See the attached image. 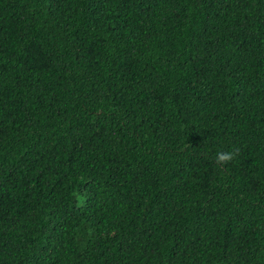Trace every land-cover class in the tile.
Listing matches in <instances>:
<instances>
[{"label": "trees", "instance_id": "16d2710c", "mask_svg": "<svg viewBox=\"0 0 264 264\" xmlns=\"http://www.w3.org/2000/svg\"><path fill=\"white\" fill-rule=\"evenodd\" d=\"M0 264H264V0H0Z\"/></svg>", "mask_w": 264, "mask_h": 264}, {"label": "clouds", "instance_id": "9594fccd", "mask_svg": "<svg viewBox=\"0 0 264 264\" xmlns=\"http://www.w3.org/2000/svg\"><path fill=\"white\" fill-rule=\"evenodd\" d=\"M238 156V151L235 149L217 151L214 157L217 166L223 167L232 163Z\"/></svg>", "mask_w": 264, "mask_h": 264}]
</instances>
